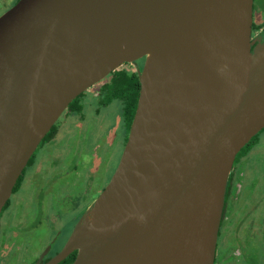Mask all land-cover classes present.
Masks as SVG:
<instances>
[{
  "label": "water",
  "instance_id": "water-1",
  "mask_svg": "<svg viewBox=\"0 0 264 264\" xmlns=\"http://www.w3.org/2000/svg\"><path fill=\"white\" fill-rule=\"evenodd\" d=\"M253 0H20L0 16V213L80 94L144 58L126 144L56 264H213L235 156L264 128Z\"/></svg>",
  "mask_w": 264,
  "mask_h": 264
},
{
  "label": "flooded vegetation",
  "instance_id": "flooded-vegetation-1",
  "mask_svg": "<svg viewBox=\"0 0 264 264\" xmlns=\"http://www.w3.org/2000/svg\"><path fill=\"white\" fill-rule=\"evenodd\" d=\"M19 1L0 0V16ZM250 42L251 49L264 43L263 0H253ZM143 63L144 58L134 63L123 64L117 69L123 68L129 72H135L138 77V71L141 70ZM110 75L87 89L101 98L100 103L103 107L115 101L103 102L102 86L109 82ZM83 93L73 100H76L74 103L72 101L67 106L48 132V134L51 132L50 135L46 138L47 134L44 137L46 139H43L44 141L42 140L36 148L35 151L43 145L39 154L40 168L34 160L36 153L34 151L11 194L21 190L25 171L29 167L33 168L38 178V183L33 185L32 196L24 199L23 208L13 214L10 219L13 223L2 222L9 199L0 213V264H51L64 248L74 226L86 208L96 198H91L86 204L83 186L78 182L76 188H73L67 183L72 178L69 163L72 162L74 151L77 150L76 145L70 143L69 147L60 148V146L49 149L50 142L52 144L57 139L60 130L65 128V123L75 122L76 124V117L80 116L83 111V106L79 101ZM57 122H60V125L57 126ZM123 123L126 130V144L129 129L127 131L124 117ZM263 129L235 156L227 180L213 264H264V141L259 143L257 140ZM46 146L47 148H44ZM84 160L82 164L85 163ZM77 162L79 163L80 159ZM111 176L99 194L109 183ZM63 179L67 181L65 182L67 184L64 183L67 186L64 203L61 208H57V211L51 209L44 219L46 223L40 226L44 218L41 204L48 196V190L58 186V181H63ZM252 238L258 242L259 251L263 252L259 256H255L254 252L246 249L245 245L254 244ZM248 241L252 243L248 244ZM75 257L76 251L71 252L56 264H72Z\"/></svg>",
  "mask_w": 264,
  "mask_h": 264
},
{
  "label": "rangeland",
  "instance_id": "rangeland-1",
  "mask_svg": "<svg viewBox=\"0 0 264 264\" xmlns=\"http://www.w3.org/2000/svg\"><path fill=\"white\" fill-rule=\"evenodd\" d=\"M79 101L83 106V111L80 116L76 117V124L75 122L65 123V128L60 130L57 139L49 144V149H52L60 146V148L69 147L71 143L76 145L77 150L74 151L72 162L69 163L72 178L68 182L64 179L63 181L59 180V185L49 189L48 196L44 198L42 204L40 203L43 209V220L51 209L57 211V208L62 207L66 198L65 187L67 186L65 184L67 183L73 188H76L78 182L83 186V196L86 204L91 198L97 197L113 174L125 144L126 130L123 123L121 101L115 100L110 105L103 107L100 103L101 98L88 90L83 93ZM58 125H60V122H57ZM257 140L259 143L264 141V129ZM42 146L35 151L34 160L38 163V168L41 165L39 154ZM44 148H47V146ZM79 159L80 162L78 163ZM83 160L85 163L82 164ZM24 175L21 190L9 198V205L4 210L5 214L2 218L3 223H6V221L9 224L13 223L10 221L13 214L23 208V200L32 196L33 185L38 183L33 168L27 167ZM43 220L40 226L46 223V220ZM252 241L254 244L245 245L246 249L254 252L255 256L261 255L263 252L259 251L258 242L254 238H252ZM251 243V241H248V244Z\"/></svg>",
  "mask_w": 264,
  "mask_h": 264
},
{
  "label": "trees",
  "instance_id": "trees-1",
  "mask_svg": "<svg viewBox=\"0 0 264 264\" xmlns=\"http://www.w3.org/2000/svg\"><path fill=\"white\" fill-rule=\"evenodd\" d=\"M102 90L104 96L103 102L106 101L108 103L113 100H119L122 102L123 117L128 131L135 112L139 94V80L137 74L135 72H129L127 69H117L110 75L109 82L103 84Z\"/></svg>",
  "mask_w": 264,
  "mask_h": 264
}]
</instances>
